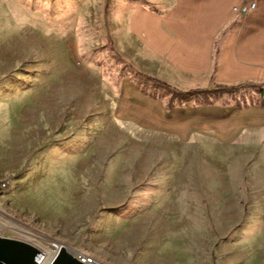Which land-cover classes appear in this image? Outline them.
<instances>
[{"label": "rangeland", "instance_id": "rangeland-1", "mask_svg": "<svg viewBox=\"0 0 264 264\" xmlns=\"http://www.w3.org/2000/svg\"><path fill=\"white\" fill-rule=\"evenodd\" d=\"M170 2L0 0V236L100 264H264V125L176 133L150 101L264 106V82L158 77L130 21Z\"/></svg>", "mask_w": 264, "mask_h": 264}, {"label": "crops", "instance_id": "crops-1", "mask_svg": "<svg viewBox=\"0 0 264 264\" xmlns=\"http://www.w3.org/2000/svg\"><path fill=\"white\" fill-rule=\"evenodd\" d=\"M249 1L171 0L162 3L160 13L140 7L131 16V35L147 49L154 73L177 87L264 82V0H256V9L248 14L235 10ZM150 101L166 127L176 133L186 130L183 125L196 129L202 122L236 124L239 130L264 125V106L210 105L170 111L159 99ZM227 127L221 131H228Z\"/></svg>", "mask_w": 264, "mask_h": 264}, {"label": "water", "instance_id": "water-1", "mask_svg": "<svg viewBox=\"0 0 264 264\" xmlns=\"http://www.w3.org/2000/svg\"><path fill=\"white\" fill-rule=\"evenodd\" d=\"M43 251L33 244L0 236V264H39ZM79 253L61 246L51 264H85Z\"/></svg>", "mask_w": 264, "mask_h": 264}, {"label": "built area", "instance_id": "built-area-1", "mask_svg": "<svg viewBox=\"0 0 264 264\" xmlns=\"http://www.w3.org/2000/svg\"><path fill=\"white\" fill-rule=\"evenodd\" d=\"M257 7V1L256 0H251L249 2H246L245 4L241 5L240 7H235V10L239 11L242 14H248L255 10ZM58 245H55V250L53 253H56V250L58 249ZM79 259L85 263V264H100L97 260L92 258L89 255L85 254H80Z\"/></svg>", "mask_w": 264, "mask_h": 264}, {"label": "trees", "instance_id": "trees-1", "mask_svg": "<svg viewBox=\"0 0 264 264\" xmlns=\"http://www.w3.org/2000/svg\"><path fill=\"white\" fill-rule=\"evenodd\" d=\"M221 87V89H227V90H229V89H236V87L237 86H220ZM238 88V87H237ZM197 92H202V93H197ZM209 91H207V90H198V91H188V92H186V93H180L181 95H183V96H185V97H188V96H195V95H198V94H202V95H205V94H207ZM213 92H215V91H213ZM210 93V92H209ZM206 96V95H205ZM205 102H201V103H199V104H204ZM206 103H208V102H206ZM170 108L171 107H173V105H171V106H169Z\"/></svg>", "mask_w": 264, "mask_h": 264}, {"label": "bare ground", "instance_id": "bare-ground-1", "mask_svg": "<svg viewBox=\"0 0 264 264\" xmlns=\"http://www.w3.org/2000/svg\"><path fill=\"white\" fill-rule=\"evenodd\" d=\"M58 249L56 250V253L51 255H45L44 253L39 257V264H51L54 257L56 256L57 252L59 251L61 246H57Z\"/></svg>", "mask_w": 264, "mask_h": 264}]
</instances>
